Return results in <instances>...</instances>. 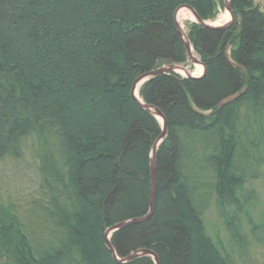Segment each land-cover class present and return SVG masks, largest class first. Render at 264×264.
Instances as JSON below:
<instances>
[{"label": "trees", "instance_id": "obj_1", "mask_svg": "<svg viewBox=\"0 0 264 264\" xmlns=\"http://www.w3.org/2000/svg\"><path fill=\"white\" fill-rule=\"evenodd\" d=\"M185 5L209 20L224 0H0V161L16 176L0 188V264H155L117 262L104 235L149 213L162 128L132 85L188 65L174 18ZM231 10L226 30L187 25L204 77L163 73L139 88L168 135L151 217L110 237L123 259L230 264L203 216L214 200L237 205L264 167V12L254 0Z\"/></svg>", "mask_w": 264, "mask_h": 264}, {"label": "rangeland", "instance_id": "obj_2", "mask_svg": "<svg viewBox=\"0 0 264 264\" xmlns=\"http://www.w3.org/2000/svg\"><path fill=\"white\" fill-rule=\"evenodd\" d=\"M254 1L264 12V0ZM226 2L227 0H224V5L220 7V11L215 19L204 21H208L212 25H226L230 23L231 12L226 8ZM228 2L231 8V0H228ZM182 8L186 7L182 6ZM178 10H180V8ZM186 10L181 11L179 13L180 15L178 14V20L182 33L184 34V39L191 44L192 56L200 61L193 62L188 57V65H182L185 67L184 71L176 69V71L169 72H174L182 77H186L188 72L196 77H200L204 73V66L188 37L187 29L189 23L197 22L192 11ZM171 65L179 64H163L159 69L168 68ZM133 86L134 85H132V89ZM137 95L142 101L139 87L137 88ZM156 118L162 125L163 119L159 115ZM11 165H14V163L0 161V188L8 187L16 177L13 172L14 167H10ZM15 170L17 171V169ZM14 184L15 182L12 185ZM240 197V202L237 205H227L225 209L219 206L220 204L218 201L214 200V202H212L203 216L205 233L221 249L223 255L229 257L230 264H264V167L262 175L258 180L251 181L243 186L240 191ZM143 256L150 257L152 261L157 264L156 259L150 254L136 256V258ZM117 258L119 263H122L124 260L118 255Z\"/></svg>", "mask_w": 264, "mask_h": 264}, {"label": "water", "instance_id": "obj_3", "mask_svg": "<svg viewBox=\"0 0 264 264\" xmlns=\"http://www.w3.org/2000/svg\"><path fill=\"white\" fill-rule=\"evenodd\" d=\"M184 7H186L185 9H189L190 11H192V13L194 14V17L196 19V22L198 24H200L201 26H203L204 28H207L209 30H214V31H222V30H226L229 28L231 22L233 21L234 19V14L232 13L231 11V8H230V4L227 0L226 2V8L227 10H229L231 12V22L226 24V25H212L210 22L208 21H204L200 16L199 14L196 12V10L192 7V6H189V5H185ZM179 11V10H178ZM178 11H176V14L174 16L175 18V23H176V27H177V30H178V34L180 35L181 39L183 40L184 42V45L188 51V57L193 61V62H196V61H200V60H196V58H194L191 54V44L189 42H187L185 39H184V34L182 33V30H181V26H180V23H179V20H178ZM229 47H227L226 49V58L228 60V62H230V64L234 67H239L240 65L231 61L230 59V54H229V51H228ZM201 63V62H199ZM204 66V73L202 76L200 77H196L190 73L187 72L186 74V77L188 78H192V79H198V78H202L205 76L206 72H207V68L204 64H202ZM185 67H183L182 65H171L169 66L168 68H162V69H159L157 71H154V72H151V73H147V74H144L143 76H141L138 80H136V82L134 83V86H133V89H132V93H133V96L135 98V100L140 104V106L145 109L146 111H149L151 114H153L154 116H160L162 119H163V122H162V125H163V128H164V132L162 133V135L159 137V139L157 141H155L153 147H152V151H151V190H150V196H151V210L149 212V214L144 217V218H136L134 220H131V221H126V222H123L121 224H119L118 226H115L113 229H118V228H123L125 227L126 225H128L129 223H134V222H142V221H145L147 220L148 218L151 217L152 213H153V208H154V198H155V194H156V190H157V164H156V152L158 150V148L160 147V145L162 144L163 140L165 139V137L167 136V119L165 117V115L162 113V111H160L159 109H157L156 107H153V106H150V105H147L146 103L142 102L138 97L135 96V89H136V86L138 83H140V86L153 79L154 77H156L157 75L159 74H163V73H167L169 71H176V69H181V70H185L184 69ZM246 91V88H244L243 90L233 94V95H230L229 97L225 98L220 106H219V109H221L223 106L229 104V103H232L233 101L237 100L238 98H240ZM106 245L108 246L109 250L113 253V255L115 256V250L114 248L112 247V245L110 244V242L108 241V238H106ZM138 253H141V254H150V255H153L154 258L156 259V263L159 264V259L157 257V255L151 251H148V250H144L142 252H138ZM138 253L136 254H133L131 255L130 257L126 258L125 260H131L133 257L139 255ZM124 260V261H125Z\"/></svg>", "mask_w": 264, "mask_h": 264}, {"label": "bare ground", "instance_id": "obj_4", "mask_svg": "<svg viewBox=\"0 0 264 264\" xmlns=\"http://www.w3.org/2000/svg\"><path fill=\"white\" fill-rule=\"evenodd\" d=\"M189 10V9H188ZM190 12V11H189ZM179 16V15H178ZM178 18V17H177ZM181 18V17H180ZM178 31V30H177ZM180 36V35H179ZM138 80V79H137ZM136 82V81H135ZM134 82V83H135ZM134 85V84H133ZM140 88V83H138L137 84V86H136V89H135V96L137 97L138 95H137V88ZM132 97L134 98V96H133V93H132ZM135 99V98H134ZM137 102V101H136ZM138 103V102H137ZM139 104V103H138ZM140 105V104H139ZM145 110V109H144ZM149 112V111H148ZM211 113H213V112H211ZM156 117V116H155ZM161 124V123H160ZM161 128H162V133L164 132V128H163V125H161ZM162 135V134H161ZM167 135H168V130H167ZM166 138H167V136L165 137V139L164 140H166ZM163 140V141H164ZM153 147V146H152ZM152 151V150H151ZM150 159H151V155H150ZM156 195V194H155ZM154 203H155V198H154ZM150 210H151V196H150V198H149V212H150ZM153 210H154V208H153ZM149 214V213H148ZM144 218V217H143ZM132 220H134V219H132ZM131 221V220H130ZM134 223H137V222H134ZM130 224V223H129ZM119 225V224H118ZM118 225H116V226H118ZM115 227V226H114ZM114 227H112V228H110V229H108L107 231H106V233H105V236H104V242H105V245H106V238H108V241L110 242V236H111V234L113 233V232H115L116 230H118V229H120V228H118V229H113ZM106 247L108 248V246L106 245ZM108 250H109V248H108ZM110 251V250H109ZM142 251H144V250H139V252H142ZM136 252H138V251H136ZM136 252H134L133 254H136ZM152 252V251H151ZM110 253L112 254V256H113V258H114V260H116L117 262H119V260H118V258H117V255H116V253H115V256L113 255V253L110 251ZM133 254H131V255H133ZM130 255V256H131ZM143 254H141V253H139V255H137V256H142ZM130 256H128V257H130ZM153 256V255H152ZM127 257V258H128ZM154 257V256H153ZM134 258H136V256L135 257H133L132 259H134ZM131 259V260H132ZM125 260V259H124ZM123 260V262H128V261H131V260H125L124 261Z\"/></svg>", "mask_w": 264, "mask_h": 264}]
</instances>
